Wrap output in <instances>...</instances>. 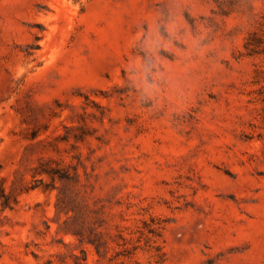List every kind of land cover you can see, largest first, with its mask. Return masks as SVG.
<instances>
[{
    "label": "rangeland",
    "instance_id": "374dc122",
    "mask_svg": "<svg viewBox=\"0 0 264 264\" xmlns=\"http://www.w3.org/2000/svg\"><path fill=\"white\" fill-rule=\"evenodd\" d=\"M0 264H264V0H0Z\"/></svg>",
    "mask_w": 264,
    "mask_h": 264
},
{
    "label": "trees",
    "instance_id": "16d2710c",
    "mask_svg": "<svg viewBox=\"0 0 264 264\" xmlns=\"http://www.w3.org/2000/svg\"><path fill=\"white\" fill-rule=\"evenodd\" d=\"M1 197H2V201H1V203H2L3 207L8 206L9 201H8V196H7V194L3 192V194H2Z\"/></svg>",
    "mask_w": 264,
    "mask_h": 264
}]
</instances>
